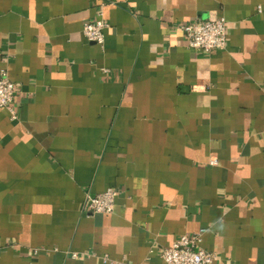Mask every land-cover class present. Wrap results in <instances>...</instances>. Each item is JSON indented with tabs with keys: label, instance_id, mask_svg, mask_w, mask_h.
Here are the masks:
<instances>
[{
	"label": "crops",
	"instance_id": "obj_1",
	"mask_svg": "<svg viewBox=\"0 0 264 264\" xmlns=\"http://www.w3.org/2000/svg\"><path fill=\"white\" fill-rule=\"evenodd\" d=\"M210 16L225 48L190 49L179 26ZM1 69L0 264H163L195 233L212 264H264V0H0Z\"/></svg>",
	"mask_w": 264,
	"mask_h": 264
},
{
	"label": "built area",
	"instance_id": "obj_2",
	"mask_svg": "<svg viewBox=\"0 0 264 264\" xmlns=\"http://www.w3.org/2000/svg\"><path fill=\"white\" fill-rule=\"evenodd\" d=\"M259 10V7H257ZM107 26L102 18L86 22L82 27V34L86 41L102 46L104 42L103 30ZM184 34L187 46L195 51L210 53L224 49L227 42L226 21L222 16L196 18L179 26ZM14 97V84L9 79L4 69L0 70V108H6L12 117ZM210 164H215L210 161ZM119 191L116 188H107L101 193H87L83 202V209L91 214H108L114 209L115 198ZM201 235L199 233L180 235L170 247L160 252L163 264H212L217 259V254L200 247ZM71 258H77L78 253H70ZM101 260L105 264H126L115 261L104 255ZM141 264H149L144 261Z\"/></svg>",
	"mask_w": 264,
	"mask_h": 264
}]
</instances>
